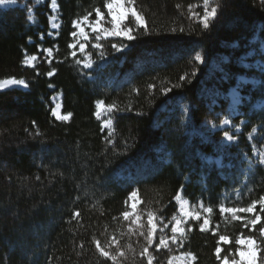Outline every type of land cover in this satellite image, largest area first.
Returning <instances> with one entry per match:
<instances>
[{"label":"trees","instance_id":"1","mask_svg":"<svg viewBox=\"0 0 264 264\" xmlns=\"http://www.w3.org/2000/svg\"><path fill=\"white\" fill-rule=\"evenodd\" d=\"M57 2L61 25L54 38L48 35L50 0L37 6L30 0L36 25L29 21V8L0 11V79L15 77L29 85L25 91L0 92V264H112L93 242L99 239L106 246L112 236L126 253L122 264H146L139 255L145 241L128 234L129 222L122 216L130 211V201H125L132 191L139 194L144 214L151 211L169 226L178 214L174 197L181 190L194 208L200 203L213 208L209 231H199L202 220L188 224L192 230L181 251L194 254L195 264H220L215 256L219 235L233 241L220 245L221 256L235 251L241 233L258 237L264 226L259 205L261 221L255 231L219 212L220 204L246 207L264 196V166L255 164L248 171L244 160L247 156L255 162L253 146L264 147L262 110L254 107L261 101L258 87L241 88L247 99L241 115L233 119L242 128L236 145L222 148L223 132L211 133L206 126L212 121L219 125L229 116V101L221 94L236 86L238 77H260L258 70L245 69L239 58L250 45L258 47L264 35V0H210L220 7L208 31L188 10L198 5L193 11L202 15L203 0H136L147 34L139 29L136 40L123 41L130 48L121 53L110 47L118 39L101 41L108 53L104 61L91 47V38L87 51L96 64L90 71L70 55L72 21L88 13L96 18V7L107 15L106 0ZM233 42L239 46L232 48ZM38 46L53 47L51 65ZM196 52L205 56V64L194 60ZM26 53L40 57L36 68L23 64ZM262 58L254 55L246 62ZM77 59H82L81 53ZM52 68L56 75L49 78L46 73ZM192 71L197 73L194 78ZM166 88L172 91L165 94ZM57 94L62 95L63 113H72L68 122L51 115ZM97 100L116 106L107 117L113 120L111 135L94 115ZM253 127L257 135L251 143ZM210 157H222L227 167L207 164ZM77 211L80 216L73 219ZM129 243L134 252L127 248ZM115 249L113 245L109 250ZM149 251L159 264L168 257L156 251V245Z\"/></svg>","mask_w":264,"mask_h":264},{"label":"snow or ice","instance_id":"2","mask_svg":"<svg viewBox=\"0 0 264 264\" xmlns=\"http://www.w3.org/2000/svg\"><path fill=\"white\" fill-rule=\"evenodd\" d=\"M36 4H40L41 0H34ZM19 0H0V7L4 8H13L18 6ZM136 4V0H106L104 7L107 9L108 16L111 18L107 23L111 24V27H105L102 25V21L105 19L104 12L101 11L100 7L95 8V20H90V16L92 13H88L84 15L82 18H78L72 21V28L70 35L72 37V42L68 44V48L72 49L70 52L71 57L75 61L76 65L81 66L83 69L92 70L94 68V64L96 61L93 59V54L90 51H86V46L89 42V32L86 31V28L90 29L91 33H94V42L91 44V47L98 52L99 59L104 61L108 53L105 51L104 44L101 43L102 40H107L109 38H119L117 42H112L110 47L116 53L124 52L126 49L130 48V44L124 43L123 41H133L137 39L136 32L139 29H144L145 34H147V26L145 22L144 16L136 9L134 6ZM50 7L52 10V15L49 16V21L52 29H59L60 23L58 22V13H59V4L57 0H50ZM198 7V5H190L189 12L191 15L199 21L202 25L203 30L208 31L214 26V23L218 18V9L219 4L216 6H212L210 0H203V12L202 15L198 12H194L193 8ZM123 8L124 13L120 14V19L118 21L117 16L118 13L115 9ZM31 15V11L29 10V16ZM261 28L264 29V24H261ZM173 32H176L177 29L173 28ZM185 31L184 28H179V32L183 33ZM49 37H53V33L51 31L48 32ZM56 35H59V32H56ZM41 40L44 39L43 34H41ZM54 38V37H53ZM238 42H233L231 47L237 48ZM82 54V59H77V49ZM38 51H42L44 53V59L47 61L49 65L52 64L54 59V49L53 47H41L38 46ZM58 51V47H57ZM254 55H259L260 57H264V35L261 36L259 40V46L250 45V50L247 51L244 55H242L239 59L243 64L245 69H255L260 73V77L254 80H247L244 76L239 77V82L235 89H233L232 93V114H236V107L241 104L242 99H247V97H241L240 89L246 85L251 83L253 88L256 89L258 87L259 93L261 95V102L256 105V108L261 109V121L264 122V58L260 60L253 61L248 63L250 58ZM40 59L38 55H28L27 53L24 56L23 64L26 67L36 68V62ZM194 60L198 62V64H205L206 59L205 56L200 52H196L194 56ZM225 62L229 61V57H223ZM101 68L103 65L100 66ZM36 75H40L39 72ZM46 75L51 78L56 75V69L52 68L49 70ZM197 75L196 71H192L191 76L194 78ZM185 76H181L180 80H185ZM191 82L190 80L188 81ZM23 87L27 89L29 87L28 83L24 79H17L15 77L0 79V91L7 90L11 87ZM49 88L54 87L53 84H48ZM150 87H152L150 85ZM171 88H166L164 90L165 94L171 92ZM55 98V97H54ZM96 110L95 117L97 120H101L102 114L107 115L112 113L115 109V105H105L103 100L96 101ZM62 104L57 103L55 107L51 111V115L57 120L61 122H67L71 120L72 113L68 112L63 114L61 112ZM184 115H189V107L185 105ZM189 121L191 123V117H189ZM231 121L227 118L223 120L224 125L230 124ZM243 124L244 121H241ZM113 126V120L111 118L104 119L101 122L100 127L102 129H109V135H111V129ZM211 128L216 129L217 125L212 124ZM233 128H236V131L239 132V128L236 125H233ZM257 129L255 127L252 128V132H256ZM264 132V129H261ZM37 136L40 135L39 131L36 133ZM224 141L226 143L222 144V148H227L231 142L234 141L235 137L230 135L228 131H224L223 133ZM249 139H252L251 133H249ZM255 154L258 156V159L253 162L247 156L244 157V160L248 164V171L252 170L253 163L264 166V150L256 151L254 149ZM210 163H214L217 168L223 169L227 167L222 157H217L214 161H209ZM136 199L137 192L132 191L129 194L128 200L125 201V204L128 205L129 201H132L130 207L131 211H124L122 213L123 219L129 222L128 234L129 235H138L142 237L145 243L141 246V251L139 253L140 257L146 259V264H153L155 256L149 251V249L156 243L157 240V230H158V222L163 224L164 228L168 227V224L163 222V218L155 217L154 213L149 211L147 214V228L141 221V214L136 212ZM180 215H173L169 223L171 224V236H166L163 234V228L160 229L161 235L159 237V242L156 244V251H159L161 248L168 249L171 251L169 245L173 244L177 247H183V242L186 238V231L190 232L192 230L191 225L185 228V225H188V222L201 221V212L194 211L192 206H190L188 200L184 199L180 192L174 197ZM257 205L260 206V213H264V196L260 197L258 200L252 201L246 207H227L224 204H220L219 212L221 214H230L231 219L235 221H241L243 223L244 228H249L251 226V231L256 230V225L261 221V215L256 212ZM199 208L209 214L203 217V222L199 223V231L207 232L210 230V215L213 212V208L211 206H205L203 203L199 204ZM240 213L252 214L251 218L246 216L239 215ZM80 216V213L74 212L73 219ZM133 226L136 227V231L133 232ZM219 225H217V229ZM216 233L213 232V235ZM96 250L99 252V255L105 259V261H111L112 264H122L123 259H127L126 253L122 249L120 245V241L116 238V236H112L106 246H101V241L99 239L93 240ZM233 241L227 235H219L218 240L216 241L215 248V256L220 264H264V255H259L264 253V226L259 229L258 237L253 235L245 236L241 233L236 239L235 244L237 247L234 252L229 251L225 255L221 256V253L224 251L221 248V244H232ZM115 245V252L110 251L109 249ZM82 247V245H81ZM127 248L134 252L132 249V244H127ZM197 260V257L191 252L182 253L180 256L172 257L168 264H194Z\"/></svg>","mask_w":264,"mask_h":264},{"label":"rangeland","instance_id":"3","mask_svg":"<svg viewBox=\"0 0 264 264\" xmlns=\"http://www.w3.org/2000/svg\"><path fill=\"white\" fill-rule=\"evenodd\" d=\"M43 1L44 0H41V3L40 4H42L43 3ZM29 2H30V0H20L19 1V3H18V6H15V7H13V8H21V9H28L29 8ZM34 4L37 6V5H39V4H36L35 2H34ZM13 8H4V7H0V11H5V10H8V9H13ZM29 10L31 11V15L29 16L30 18H29V21H30V23H31V25H36V23H37V19H36V17H35V11H34V7H31V8H29L28 9V14H29ZM107 10V9H106ZM52 11V10H51ZM115 11L118 13V16H117V19H118V21H119V19H120V14H123L124 13V9L123 8H119V9H115ZM108 13V12H107ZM53 14V13H52ZM61 14H60V9H59V13H58V22L60 23V25H61ZM90 20H95V18H89ZM111 18L108 16V14L107 15H105V19H104V21H102V25L103 26H105V27H111V24L110 23H107V21H109ZM50 28H51V24H50ZM60 29V28H59ZM59 29L57 30V29H52L51 28V32L53 33V37H56V32L58 31L59 32ZM86 31H88L89 32V40L91 39V38H93L94 39V36H95V34L94 33H91V31H90V29H88V28H86ZM119 40V38H109V39H107V40ZM102 41H105V40H102ZM127 50V49H126ZM76 51H77V54H79L80 52H79V50H78V47H77V49H76ZM86 51H87V46H86ZM256 61V60H255ZM38 62V61H37ZM37 62H36V64H37ZM253 62V61H252ZM249 63V62H248ZM251 63V62H250ZM94 66H95V64H94ZM86 70H88V69H86ZM88 71H90V70H88ZM244 78L245 79H247V80H249V81H251V80H254V78H251V77H245L244 76ZM238 82H239V77L237 78V82H236V86H237V84H238ZM249 84H251V83H249ZM247 85V84H246ZM252 85V84H251ZM236 86H234V87H232V88H230L229 90H228V92H226V93H224V94H221V97H226L227 99H229V102H230V107H229V110H228V112H229V116L228 117H225V118H227V119H229L230 121H231V123L230 124H228V125H224L223 124V120L225 119H223L222 121H221V123L218 125V124H216L217 125V128L216 129H213V128H211V125L212 124H215L213 121L212 122H206L207 123V130L209 131V132H211V133H213V132H223L224 133V131H228L229 132V134L230 135H233L234 137H235V139H234V141L233 142H231L230 143V145L229 146H231V145H234V144H236L237 143V138H236V135L237 134H240L241 132H242V128H241V126H239V125H236L235 124V122L233 121V118H235L236 116H238L239 115V107H240V105H238L237 107H236V114L235 115H233L232 114V93H233V89H235L236 88ZM14 88H17V89H21V90H28V88L27 89H24L23 87H15V86H13V87H11V88H9V89H7V90H10V89H14ZM3 91H6V90H3ZM3 91H0V92H3ZM240 95H241V97H243L242 96V94H241V89H240ZM52 102H53V105H54V107H55V105L57 104V103H61L62 104V95L61 94H57V95H55V98H53L52 99ZM241 103H242V101H241ZM258 109V108H257ZM63 109L61 108V112L63 113V111H62ZM64 114V113H63ZM108 115L109 114H107V115H104V114H102V118H101V121L102 120H104V119H108L107 117H108ZM68 122V121H67ZM233 125H236V127L237 128H239V132H237L236 131V128H233ZM113 127V126H112ZM105 130H108L109 131V129H105ZM256 135H257V133L256 132H253L252 134H251V136H252V139H249L250 140V142L252 143L253 142V140H254V138L256 137ZM220 142H221V144H224V143H226L225 141H224V136H223V134H222V136H221V140H220ZM254 149L256 150V151H260V150H264V147L262 148V149H258L256 146L254 147ZM216 158H206L205 159V162L207 163V164H209V165H215L214 163H210L209 161H214ZM258 159V156L255 154V152H254V160L256 161ZM255 165V163H253V166ZM246 183V181H243V183L242 184H245ZM180 193H181V195H182V197L184 198V199H186L185 198V196L183 195V191L181 190L180 191ZM187 200V199H186ZM188 202H189V200H188ZM131 203H132V201H130V205H131ZM141 204H142V200H141V198H140V196H139V194H137V199H136V212L137 213H139V214H141V221L139 222V223H146L147 224V214H144L142 211H141ZM189 204H190V206H192L191 205V203L189 202ZM192 209L194 210V211H200L201 212V217H202V221H203V217L204 216H206V215H209V214H207V213H205V212H203L199 207H197V208H194L193 206H192ZM130 211H131V207H130ZM241 214V213H240ZM239 214V215H240ZM180 215V213H179V210H178V214H177V216H179ZM225 217H231L230 216V214H223ZM252 215V214H251ZM190 222H192L191 220L188 222V224L190 223ZM187 226L188 225H185V228L187 229ZM161 228H163V234L164 235H166V236H171V226H169L168 225V227L167 228H164L163 227V225L162 224H160L159 222H158V230H157V240H156V243H154L153 244V246H155L156 244H158V242H159V237H160V235H161V232H160V229ZM210 228H211V225H210ZM133 230H134V232L136 231V227L135 226H133ZM186 235H187V231H186ZM169 247H170V249H171V251H169L168 249H163V248H161L159 251L160 252H162V251H165L167 254H168V257H167V259H166V261L165 262H162V264H168V261L172 258V257H174V256H176V257H178V256H180L182 253H184V252H182L181 251V247H177L176 245H173V244H170L169 245ZM153 264H159V262H158V259L155 257V259H154V261H153ZM194 264H195V262H194Z\"/></svg>","mask_w":264,"mask_h":264}]
</instances>
